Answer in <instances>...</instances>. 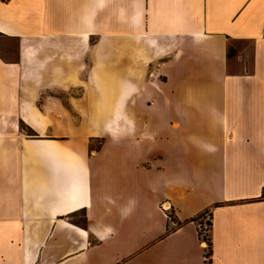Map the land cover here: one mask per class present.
I'll list each match as a JSON object with an SVG mask.
<instances>
[{"label": "crops", "instance_id": "crops-1", "mask_svg": "<svg viewBox=\"0 0 264 264\" xmlns=\"http://www.w3.org/2000/svg\"><path fill=\"white\" fill-rule=\"evenodd\" d=\"M263 187L264 0L0 1V264H264Z\"/></svg>", "mask_w": 264, "mask_h": 264}, {"label": "rangeland", "instance_id": "rangeland-1", "mask_svg": "<svg viewBox=\"0 0 264 264\" xmlns=\"http://www.w3.org/2000/svg\"><path fill=\"white\" fill-rule=\"evenodd\" d=\"M54 130L53 132H62V133H68L70 132V128L69 127H53ZM84 127H82L83 129ZM90 133H103L104 127L103 126H96V127H88ZM87 130V132H89ZM72 133L74 132L73 129L71 131ZM80 132V131H78ZM105 143V140L103 138L101 139H94L92 141H90V145H89V149L90 150H97L99 149L103 144ZM118 144V143H117ZM108 147L106 149H114V150H120L122 148L124 149H129V145H127V143H123L122 145L118 144V146L114 145L113 143H108L107 144ZM125 145V146H124ZM170 217V214L168 215ZM75 224H83L82 221L77 220L74 221ZM199 223H201V227L199 228V234L201 239L204 241L205 244V259L206 261H208L209 258V228H210V221H209V217H208V213H205L203 215L200 216V220Z\"/></svg>", "mask_w": 264, "mask_h": 264}, {"label": "trees", "instance_id": "trees-1", "mask_svg": "<svg viewBox=\"0 0 264 264\" xmlns=\"http://www.w3.org/2000/svg\"><path fill=\"white\" fill-rule=\"evenodd\" d=\"M0 1H2V2H6V1H8V0H0ZM260 199L264 200V187H263L262 190H261ZM80 220H81V221L83 222V224H84V219L81 218ZM192 221H194V220H192ZM209 248H210V244H209ZM210 256H211V251H209V258H210ZM209 258H208V264H210V259H209Z\"/></svg>", "mask_w": 264, "mask_h": 264}]
</instances>
